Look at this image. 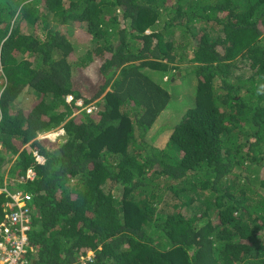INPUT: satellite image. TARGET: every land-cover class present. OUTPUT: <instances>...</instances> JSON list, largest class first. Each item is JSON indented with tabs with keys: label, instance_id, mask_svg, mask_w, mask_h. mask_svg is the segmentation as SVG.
<instances>
[{
	"label": "trees",
	"instance_id": "trees-1",
	"mask_svg": "<svg viewBox=\"0 0 264 264\" xmlns=\"http://www.w3.org/2000/svg\"><path fill=\"white\" fill-rule=\"evenodd\" d=\"M20 185L39 264H264V0H0V189Z\"/></svg>",
	"mask_w": 264,
	"mask_h": 264
},
{
	"label": "built area",
	"instance_id": "built-area-1",
	"mask_svg": "<svg viewBox=\"0 0 264 264\" xmlns=\"http://www.w3.org/2000/svg\"><path fill=\"white\" fill-rule=\"evenodd\" d=\"M77 106L82 107L83 102L78 101ZM87 112L91 113L92 108L87 109ZM55 135L63 136L64 131L60 130ZM35 156L39 164H44V159L41 156L36 153ZM35 178V173L29 170L26 180L34 181ZM8 194L11 201L7 203L5 209L6 222L0 225V264H33L28 259L29 239L27 234L33 215L32 211L26 208L27 203L32 202V196L23 193ZM92 263V256H88L81 264Z\"/></svg>",
	"mask_w": 264,
	"mask_h": 264
},
{
	"label": "rangeland",
	"instance_id": "rangeland-1",
	"mask_svg": "<svg viewBox=\"0 0 264 264\" xmlns=\"http://www.w3.org/2000/svg\"><path fill=\"white\" fill-rule=\"evenodd\" d=\"M74 28H85V24H76L74 26ZM190 51L187 52V56L190 55ZM185 75V78L184 80L180 81L179 83H169V84H166L165 85V88L172 94L173 98H181L183 97V99H186V98H191V96L189 95V93L193 90V89H190L191 87L195 88L194 87V81L191 80L190 76ZM157 78V77H156ZM168 80H165V82H167ZM193 93H194V90H193ZM34 98L33 96H28L26 95L25 97L22 96L20 98V102L24 105L22 106L23 108H29L33 103H34ZM170 114V113H169ZM40 137H46L45 134H42L40 135ZM48 137V136H47ZM166 143V140L160 138L156 143L155 145L157 147H162L164 144ZM24 187V186H23ZM15 193H20V192H27L25 188H22L21 185L20 186H17L15 189H14Z\"/></svg>",
	"mask_w": 264,
	"mask_h": 264
},
{
	"label": "clouds",
	"instance_id": "clouds-1",
	"mask_svg": "<svg viewBox=\"0 0 264 264\" xmlns=\"http://www.w3.org/2000/svg\"><path fill=\"white\" fill-rule=\"evenodd\" d=\"M78 101H82V100H78ZM83 102V101H82ZM79 108H81V111H85V112H87V109L84 107V103H83V106L82 107H79ZM93 110V109H92ZM88 113V112H87ZM60 130H63V129H60ZM59 130V131H60ZM64 131V130H63ZM57 133V132H56ZM54 137L55 138H59V139H61V138H64L65 137V131H64V135L63 136H58V135H55L54 134ZM32 153V155L35 157V160H36V156H35V153L36 152H34V151H32L31 152ZM37 154V153H36ZM38 155V154H37ZM43 158V157H42ZM44 159V158H43ZM37 162V161H36ZM33 171V170H32ZM36 175V174H35ZM27 178V177H26ZM26 180V179H25ZM7 188V187H6ZM6 188H3V189H0V194L1 193H6V194H8V193H10L9 192V190L8 189H6ZM7 191V192H6ZM20 193H23V192H20ZM14 194H18V193H14ZM23 194H28V193H23ZM30 195V194H29ZM31 196V195H30ZM8 197H9V194H8ZM9 201H11L10 200V197H9ZM6 205H7V203L5 204V209H6ZM33 215V214H32ZM33 217V216H32ZM30 230H31V223H30ZM30 230H29V232H30ZM29 232L27 233L28 234V239H29ZM32 250V251H31ZM28 252H29V255H28V259L33 263V264H39V263H37V261L35 260V258H33V253L35 252V250L33 249V247L31 246V244H30V239H29V248H28ZM88 256H92V259H93V263L92 264H94V260H95V253L93 252V251H87V253H86V255L83 257V259H81L80 261H79V264H81L82 262H84L87 258H88Z\"/></svg>",
	"mask_w": 264,
	"mask_h": 264
}]
</instances>
